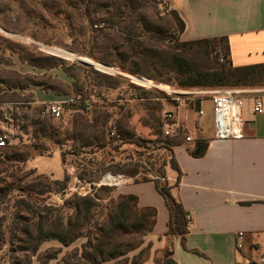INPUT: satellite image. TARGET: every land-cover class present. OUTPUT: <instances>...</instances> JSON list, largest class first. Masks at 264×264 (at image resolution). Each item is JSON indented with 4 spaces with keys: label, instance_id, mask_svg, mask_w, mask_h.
<instances>
[{
    "label": "rangeland",
    "instance_id": "rangeland-1",
    "mask_svg": "<svg viewBox=\"0 0 264 264\" xmlns=\"http://www.w3.org/2000/svg\"><path fill=\"white\" fill-rule=\"evenodd\" d=\"M84 1L87 4L88 0H0V28L3 30H0V35L25 47L34 57L38 58L40 53L46 57L63 59L66 65H81L87 70L86 73L78 70L77 66L72 68V73L79 80L78 88L82 91V97L90 100L88 111H83L79 105L68 106L61 119L47 118L46 121L53 128L49 131L53 137L41 140L47 146L45 156L30 160L20 166V172H16L21 182L16 184L19 186L13 191L11 202L0 208V264H74L77 261L75 257L82 255V244L85 243V240H79L64 246L57 240H47L35 253L25 250L29 244L19 229L32 217L24 215L19 219L20 228L11 231L12 205L16 199L25 198L52 208H63L61 217L66 222L74 210L65 204L74 201L75 196H92L94 189L98 188L97 184L78 180L77 173L84 167L94 169L100 162L109 165L113 160L115 163L132 165L140 163L148 170L153 165L152 170H157L170 160L169 147L161 136L158 122L161 114L176 111L173 101L166 100L167 89H182L176 85L175 76L168 74V68L156 69L151 65V59L142 60L139 56L129 55L131 49L137 50L138 43L145 49L157 43H166L167 39L173 37L170 0H127L131 7L129 10L124 8L126 0H94L95 3L89 9H86ZM116 2H120L121 10L116 9L117 5L114 6ZM102 5L106 6L103 12L107 16L145 18L150 32L140 34L144 35L141 38L127 37L122 26H112L111 22L106 26L101 22L102 19L107 21V16L100 14L99 7ZM104 26L107 27L105 37L92 36V29ZM120 30L123 32L119 33ZM188 57L198 66L206 65L205 59L197 55ZM210 60L211 65L217 63L215 53L210 56ZM114 64H122L126 69L146 76L131 75ZM147 75L170 79L171 83L157 84ZM58 77L56 70L33 68L16 54L1 52L0 49V136L7 135L8 145H29L34 142L31 123L38 117L43 105L33 103L32 91L38 87L52 90L55 96L46 102L78 96L73 78L66 81ZM203 99L210 102L209 95L203 96ZM4 113L9 118L6 123L3 121ZM110 132L115 133L116 137L110 136ZM136 138L143 140L145 146L127 142ZM104 140L110 144L98 150L96 145ZM60 154L65 155L64 164ZM32 169L35 173L28 174ZM11 172L12 169L1 172L0 178L10 183L12 180L8 175ZM65 175H68L69 181L61 192L54 189L44 195H28L24 192L30 184H37V189L45 190L36 176L62 180ZM115 178L124 181L132 179L122 176ZM142 178L152 179L153 176L143 172L137 179ZM87 184L92 190L91 194L81 190ZM121 185L113 187L114 196L119 194ZM40 215L33 221L47 220L46 214ZM135 253L137 251L130 253L129 257ZM156 256L161 257L162 253Z\"/></svg>",
    "mask_w": 264,
    "mask_h": 264
},
{
    "label": "trees",
    "instance_id": "trees-1",
    "mask_svg": "<svg viewBox=\"0 0 264 264\" xmlns=\"http://www.w3.org/2000/svg\"><path fill=\"white\" fill-rule=\"evenodd\" d=\"M93 3H95L94 0H88L87 4L84 1L86 9H89ZM125 4L124 8L129 10L131 7L127 0ZM114 6L116 9L121 10L120 2H116ZM104 7L106 8L103 5L99 7L100 14L107 16V13L103 12ZM169 15L174 26L173 37L170 40L167 39L166 43H157L145 49H142L141 44L138 43L140 48L137 47L136 51L131 49L129 55L139 56L142 60L151 59V65L156 69L168 68V74L175 76L176 85L181 89L264 88V64L233 66L226 37L181 41L180 37L184 32L185 24L175 10L170 11ZM116 19L117 21H115ZM101 22L106 26L108 22H111L112 26H122V30L127 37L137 36L141 38L144 35L140 34L150 32L147 21L143 17H140V19H129L120 15L117 17L107 16V21L102 19ZM90 26L92 28V23ZM106 26L96 30L92 29V36L95 38L105 37ZM122 30L119 33L123 32ZM0 49L1 52L7 51L9 54H16L23 62L33 68H61L68 77L73 78L74 86L77 88L79 80L72 73V68L77 66L78 70L83 73L87 71L78 64L66 65V61L60 58L46 57L40 53L38 58L34 57L25 47L8 40L2 35H0ZM214 53L216 54L217 63L211 65L210 56ZM192 55L205 59L206 65H196L188 57ZM37 62L41 64H37ZM103 62L108 64L106 61ZM114 65L119 67L121 71L131 75L146 76V74L141 72L126 69L122 64ZM147 78L157 84L171 83L170 79H162L156 75H147ZM77 88L78 95L82 96L81 89ZM80 108L82 109L83 107L80 106ZM46 119L41 116L40 109L38 117L31 123L33 143L29 145L7 144L5 147L0 148V156L2 157L0 158V173L12 169V172L8 175V178L12 180L10 183L0 178V208L11 202L13 191L19 186L16 184L21 182L16 177V172L21 171L20 166H24L32 159L45 156L47 146L41 140L53 137V134L49 132L53 130L52 125ZM161 119L162 114L159 117L158 127L161 136L169 147L168 150L171 156L170 160L159 169L152 170L153 165H151L148 170L140 163L132 165L115 163L111 160L109 165L100 162L94 169L84 167L80 173H77V178L81 182H89L93 185L100 183L104 175V182L107 184L117 183L118 181L114 178L119 176L132 178L135 183L153 182L168 211L167 231L164 236L167 238H178L184 250L201 255L199 251L189 250L186 247V237L189 234L191 217L177 196L181 171L171 148L186 142L183 137L179 140L165 138L162 132ZM124 140L127 139L125 138ZM127 142L139 147L145 146V142L138 138ZM52 143L58 144L57 141H52ZM108 144L110 142L104 140L96 145V148L103 150ZM206 146L205 142H197L195 150L191 151L190 154L194 157H201L206 150ZM64 156V154H60L62 164L65 163ZM169 171L176 173L173 183L169 179ZM143 172L151 174L153 178L138 180L137 177ZM34 173L35 170L32 169L28 174L33 175ZM106 173H110V175ZM36 180L40 181V185L45 189V192L37 189V184H30L25 187L24 191L28 195H44L50 193L53 189L61 192L66 189L69 177L65 175L62 180H50L47 177L36 176ZM113 193V187L99 186L94 189L92 196H75L74 201H68L65 204L66 207L74 210V213L67 217L66 222L61 217L63 208H52L44 203L32 202L25 198L16 199L12 205L11 231H17L20 228L19 219L24 215H29L32 218L28 219L27 224L22 225L21 229H19L27 237L25 241L29 244V247L25 249L27 251L35 253L39 246L47 240H57L64 246H68L73 241L75 243L79 240H85V243L82 244V255L75 257L77 261L74 264H141L147 261L151 254L152 243L146 242L145 238L153 231L156 225L157 210L154 207H140L138 198L133 194H117L114 196ZM40 213L46 214L48 216L47 220L45 222L33 221L35 218H40ZM9 243L11 244L12 241L10 240ZM135 251L137 253L130 258L129 254ZM160 253H162L161 257L155 256L154 258L155 264H177L173 257L172 248L166 247Z\"/></svg>",
    "mask_w": 264,
    "mask_h": 264
},
{
    "label": "crops",
    "instance_id": "crops-1",
    "mask_svg": "<svg viewBox=\"0 0 264 264\" xmlns=\"http://www.w3.org/2000/svg\"><path fill=\"white\" fill-rule=\"evenodd\" d=\"M170 7L185 24L183 41L226 37L233 66L264 64V0H170ZM53 70L58 78L70 79L61 68ZM245 90L242 139L215 138L208 101L199 105L202 114L181 106L175 111L177 123L194 140L172 152L181 171L177 196L191 217L186 247L201 255L184 250L178 238L164 236L168 211L153 182L114 178L115 185L122 184L119 194H133L140 207L157 210L156 225L145 238L152 243L151 254L141 264H155V256L166 247L172 248L177 264H234L240 255L255 257L264 250V113L253 112L256 98L264 102V88ZM32 92L36 105L55 96L42 87ZM197 142L207 145L201 157L190 154ZM168 176L174 181L176 173L169 171ZM239 232L244 239L238 252Z\"/></svg>",
    "mask_w": 264,
    "mask_h": 264
},
{
    "label": "built area",
    "instance_id": "built-area-1",
    "mask_svg": "<svg viewBox=\"0 0 264 264\" xmlns=\"http://www.w3.org/2000/svg\"><path fill=\"white\" fill-rule=\"evenodd\" d=\"M222 61V58H221ZM145 81V79H142ZM249 91L241 88H219V89H182L170 90L167 89L166 100H172L173 106L191 107L195 109L198 114H202L199 105L204 100L203 96L209 95L212 104L215 138L218 140H237L244 137V102L243 96ZM176 104V105H175ZM82 106L83 111H88L90 108V100L84 99L81 95L71 96L65 98H57L43 104L41 108V116L51 118L54 120L61 119L64 115V109L68 106ZM253 112L255 114L264 113V102L261 98H256L254 101ZM9 120L6 113L3 114V121ZM162 132L165 138L171 140H179L183 137L186 143H192L193 138L186 132V130L177 123L175 118V111H167L162 114ZM110 136L116 137V134L111 132ZM7 135L0 136V148L5 147L7 142ZM110 174V173H108ZM105 177V175H104ZM104 177L96 186L118 187L114 183L107 184L104 182ZM120 177V176H119ZM76 179V178H75ZM124 181V180H123ZM76 182V180H75ZM125 182V181H124ZM87 188V189H86ZM84 193L91 194L89 184L82 188ZM244 233L239 232L236 235V251H241L243 248ZM234 264H264V250L255 257H245L240 255Z\"/></svg>",
    "mask_w": 264,
    "mask_h": 264
},
{
    "label": "water",
    "instance_id": "water-1",
    "mask_svg": "<svg viewBox=\"0 0 264 264\" xmlns=\"http://www.w3.org/2000/svg\"><path fill=\"white\" fill-rule=\"evenodd\" d=\"M0 30L3 31L1 28H0ZM80 62H81L82 64H84L81 60H80ZM84 65H85V64H84Z\"/></svg>",
    "mask_w": 264,
    "mask_h": 264
}]
</instances>
